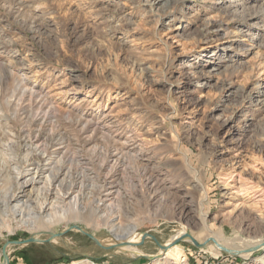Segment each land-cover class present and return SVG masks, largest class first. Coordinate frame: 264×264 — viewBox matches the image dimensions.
Returning a JSON list of instances; mask_svg holds the SVG:
<instances>
[{"label":"rangeland","instance_id":"1","mask_svg":"<svg viewBox=\"0 0 264 264\" xmlns=\"http://www.w3.org/2000/svg\"><path fill=\"white\" fill-rule=\"evenodd\" d=\"M29 135L49 152L26 155ZM8 143L3 156L24 170L15 179L13 161L0 165V188L18 196L10 206L35 207L56 159L59 196L80 195L83 213L34 228L2 220L0 263L7 240L77 225L117 245L116 225L161 243L181 230L198 242L213 233L242 251L185 240L176 244L185 264H264V0H0ZM135 247L144 254L74 229L6 251L8 264H182L151 238Z\"/></svg>","mask_w":264,"mask_h":264},{"label":"bare ground","instance_id":"2","mask_svg":"<svg viewBox=\"0 0 264 264\" xmlns=\"http://www.w3.org/2000/svg\"><path fill=\"white\" fill-rule=\"evenodd\" d=\"M230 8L232 9V12H235V13L239 12L238 5H235V6L231 5ZM21 100H22V98L18 99V101H21ZM29 105L31 108L34 107V100L33 99H29ZM39 110L42 112V107H40V108L38 107L37 112ZM37 112H36V114H37ZM33 138H34L33 136L29 135L28 139H25V138L23 139L24 144H22L20 142L21 146L24 145L28 149L26 155H28V156L30 155L31 157L36 158L37 156L33 155V154H36L37 152H39V154H42V155L47 154L49 152V150L47 149L46 146H43L42 148H40V150H39L38 146H36V145L33 146V143H34ZM7 150H9V151L13 150L11 143H8L5 146V148L0 147V165L2 167H5V166L7 167V166H9V162L13 161L14 167H16L18 169L17 174L14 176L16 179L19 175L23 174V172H24L23 166H21V163H19L17 160H15L16 156L15 157L13 156L11 158L8 157V159H6V157L3 155L7 154L6 153ZM26 160H28V159L26 158ZM57 161H59V160L54 159V161L50 160L48 162V174H46L45 178L43 179L42 187H40L39 189H36V196L34 198L35 199V207L31 206L30 201H28V199L26 202H24L21 205H19L18 202H14L10 206L12 199L18 201V196H16L15 194H12V195L10 194L7 196L8 193L4 192L2 190V188H0V223L2 220H4V221L8 220L9 221V220H14V219L18 218L17 219L18 222H21L24 225H27L29 227L34 228L37 225H38V227L46 226L48 224L53 223L54 221H60V220L65 219V218L75 217V216L83 213L82 208H81L82 202H81L80 195H75V196H73V198H70L68 201H66L64 196H59L60 194L58 192H60L61 190H64V194H67V192H65V189H67V188H65L63 185V179L62 178L58 179L57 173L53 172L54 166L52 164L55 165ZM32 164H33V167L31 169H33V171H31V173L29 174V176L25 180V184L32 185L31 191H32V189L35 190L33 183L36 181V176L40 173L41 170H43V167L39 164L38 161H35ZM70 187L71 186H69V188ZM80 189L81 188L79 187V190ZM53 190H56L55 195H52V196L50 195L48 197V194H52V192H54ZM50 197H51V199L49 200ZM97 209H98V207H97ZM116 228H117L116 225H112L110 228V231H111L112 235L115 237V239L118 240V243L121 242V240L124 238H126L128 240L133 239L132 242H137L140 238V236L137 235L136 232H134V229H135L134 227H132L131 230L130 229L127 230V228H125L122 233H120V232L117 233ZM185 232H186L185 230H181V231L177 232L176 234L172 235V237L166 242V244H168L169 242H171L172 240H174L175 238H177L181 234H184ZM210 237L215 238V240L221 246H223V247L227 246V245L226 246L224 245L223 239H221L220 237H217L213 233H212V235H210ZM260 245H263V242H261ZM121 246H119L120 250L125 251V252H129L131 255H133L135 257L138 255L144 254L143 252H137L136 247L134 245L132 247H124L125 245H121ZM209 248L213 252H216L217 254L220 252V250H219L220 248L218 246H216L214 243L209 244ZM234 248H236V247H234ZM229 249H232V248H229ZM237 249H239V248H237ZM165 253H166V255H168V254L172 255L173 257L178 259L180 263L185 264V263H183L185 261V258H183L184 255H182L181 249L178 245L168 247L166 249ZM238 253L241 254L242 251L239 250ZM250 256H251V253H245V254L241 255V257H244V258H249ZM0 264H4V262L3 263L1 262Z\"/></svg>","mask_w":264,"mask_h":264},{"label":"water","instance_id":"3","mask_svg":"<svg viewBox=\"0 0 264 264\" xmlns=\"http://www.w3.org/2000/svg\"><path fill=\"white\" fill-rule=\"evenodd\" d=\"M74 229L77 230L78 232L82 233L83 235H85L87 238L91 239L95 244H97L98 246H100L102 248H110V247L127 245V244L137 246V245L141 244L145 238L148 237V238H151L159 246V248L161 250H166L168 247H172V246L180 243L181 241L190 240L194 246L199 247V248L204 247L208 243V241H212L216 246H218L220 248V250H222L228 254L236 255L239 252V250L229 249V248L221 246L220 244H218V242L213 237H208L203 242H198L188 232L181 234L180 236H178L177 238H175L174 240H172L168 244L161 243L154 235H152L150 233L142 232L141 236L137 242H122V244L120 242V243H117V245H104L93 234H91L89 231H87L83 227H80L77 225H72V226L66 227L65 229H63L57 233L46 232L47 234H49V236L46 239H40L36 235H32L29 238L23 239V240H7L2 245V249H1L2 258L5 262V264H8L9 258H8V254H7L6 250H7V247L11 244L12 245H21V244L32 243V242H44V241L49 242L51 239H53L55 237H61L66 232L72 231ZM263 245H264V242H263ZM145 257H149V256H145Z\"/></svg>","mask_w":264,"mask_h":264}]
</instances>
